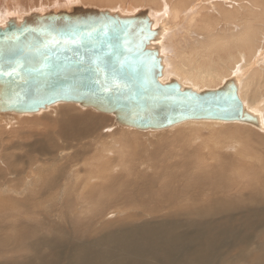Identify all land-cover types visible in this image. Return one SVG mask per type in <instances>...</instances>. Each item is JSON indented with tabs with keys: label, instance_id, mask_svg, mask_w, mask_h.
Segmentation results:
<instances>
[{
	"label": "bare ground",
	"instance_id": "obj_1",
	"mask_svg": "<svg viewBox=\"0 0 264 264\" xmlns=\"http://www.w3.org/2000/svg\"><path fill=\"white\" fill-rule=\"evenodd\" d=\"M67 1L63 3L66 9L80 2ZM161 3L156 1L152 13L149 8L156 24L166 19L160 42L165 65L161 82L173 77L202 91L235 77L240 98L259 116V130L264 132V4L257 0L252 5L231 0H171L161 8ZM127 4L118 9L127 11L134 5ZM12 8L0 16V24L26 13L22 4ZM58 104L53 106L60 108L62 117L39 123L53 124L55 129L32 133L34 142L25 145L27 152L50 159L36 172L22 173L20 191L0 177V264H264V191L252 187L259 176L246 170V143L235 134L213 132L211 141L201 135L209 126L215 130L232 123L256 130L254 126L189 120L183 122L190 124L188 129L169 127L167 132L176 136L157 135L158 130H153L144 137L129 127L109 133L104 117L75 111L77 106L71 103ZM9 117L0 116V121ZM91 134L93 139L79 143ZM84 149L95 152L88 163L80 158ZM214 149L235 155L229 174L221 170L223 150L218 154ZM66 150H72V155L60 157ZM219 159L223 164L215 165ZM47 164L57 172L47 176ZM222 171L227 187H249L248 202L238 200L242 192L212 194L213 184L200 181L203 174L222 175ZM120 200L127 202L121 205L122 211L107 214L108 221H102L98 208L118 206ZM125 207L133 209L126 214Z\"/></svg>",
	"mask_w": 264,
	"mask_h": 264
},
{
	"label": "water",
	"instance_id": "obj_2",
	"mask_svg": "<svg viewBox=\"0 0 264 264\" xmlns=\"http://www.w3.org/2000/svg\"><path fill=\"white\" fill-rule=\"evenodd\" d=\"M18 19L0 24V116L77 103L140 131L189 120L261 129L259 116L240 98L235 77L202 91L173 77L161 82L166 19L156 24L148 8L127 14L73 5ZM73 28L79 30L76 43Z\"/></svg>",
	"mask_w": 264,
	"mask_h": 264
},
{
	"label": "rangeland",
	"instance_id": "obj_3",
	"mask_svg": "<svg viewBox=\"0 0 264 264\" xmlns=\"http://www.w3.org/2000/svg\"><path fill=\"white\" fill-rule=\"evenodd\" d=\"M55 1L56 0H54V2ZM66 1L67 0H58L57 1L58 3L55 2L57 4H53L54 3L53 0H0V16L1 17L5 16L4 13L8 12V8L15 7L18 4H20V5L22 4V6L24 7L22 10H25L26 13L23 14V16H25V15L31 13V12H41V13L43 12L44 13V11L47 12V11L52 10V9H54V10L66 9L67 5L66 6L64 5V4H68V1L67 2ZM156 1H159V3L162 2L160 4V6L162 8V6L165 5V4L170 5V1L171 0H131V1L130 0H126V1L125 0H113V1L112 0H109V1L108 0H80V2H73L71 4V6H73V5H81V6L92 7V8H97V9H109V10L111 9V10H115V9H118V8H122V5H124V4L126 5L128 3L127 5H129V6H132L134 4L133 7L130 8V9H127V11L126 10H122V9H118V10H122L123 13L129 14V13H134L138 9H144V8H148L149 9L150 8V10H152L151 11V13H152L153 12V7H154V4H156ZM163 1H164V3H163ZM177 1H183V0H177ZM189 1H192V0H189ZM231 1H233L235 3L246 2V3H243V4L252 5L254 0H231ZM257 1L259 3H261V5L264 4L263 3L264 0H257ZM59 3H61V4H59ZM29 4H34L36 6L40 5V7H37V8L30 7V6H28ZM116 5H118L120 7H117ZM58 6H61V7H58ZM6 10H7V12H6ZM12 11H13V8H12ZM128 11H129V13H128ZM66 104L69 105L70 103H66ZM54 106H57V105H54ZM54 106L48 108L45 111H41L39 113H30V114H25V115L12 114L11 117L6 119V122L8 121L7 123L4 122L5 120L4 121H0V171H2V170L5 171V175L4 176L0 175V177H4L5 182H8L7 186L8 187H12L11 189H15L17 187L15 190H17V191L22 190L23 187H21V186L24 184L22 182V180H23V176H21V175H23L22 173H24L26 170H30V169L32 171L36 172V170L38 168L42 167L41 163L48 161L47 158L50 159V156H44V155H42L40 153H37V152H35V153L27 152L28 150H27V147L25 145L28 144V143L34 142V139L31 136L32 133L33 134H37V133L39 134V133H42L44 131L45 132H51L52 130L55 129V128L52 127L53 124H49V125H44L43 124L44 128H43L42 124H39V123H46L48 117H53V118H56V119L62 117V116L59 117L60 114H58L60 108H54ZM71 106H77V107H75V109H76L75 111H78V110L79 111H86L87 110L86 112H88L90 114L98 115V116H101V117H104L105 119H107L108 122H107L106 126H109V128H110V130L108 131L109 133H113L111 131V129H115V131H116V129L123 130V129H127L128 128V127L125 128L124 126H120V125L116 124L115 117L113 115H111V114L96 112L95 110H93L91 108H83V107L79 106L78 104H75V105L73 104L72 105V103H71ZM57 107H59V106H57ZM44 112L45 113L48 112V114H43ZM47 115H50V116H47ZM57 115H58V117H56ZM2 116L5 117V115H2ZM196 121H201V120H196ZM178 125H184V123L177 124L176 126H178ZM188 125H190V124H185L183 127H187ZM219 126L216 127L215 130H214V128H213V130L210 129L211 128L210 126L207 127L206 129L203 128L202 131H201L202 139H204L205 141H207V139H208V141H211L210 139H211V137H212V135L214 133H224L225 135H227V134L228 135H234L235 134L234 135L235 137H238L241 141L243 140L242 141L243 145H244V143H246V145H244V149H243L244 155L247 157V160H250L252 162V163H247V160H246V162H245L246 163L245 164L246 170H248L249 172L251 171L252 173L256 174L257 176H259V179H260V180L258 179L256 181H254L255 184H253L252 187H254V189H256V188L261 189L262 188V190L264 191V134H263L264 132L259 130V129H257V128H255L256 130H253V129L252 130H247L245 127L235 126V124H232V123H228L227 126H220V127ZM50 127H52V128H50ZM173 127H175V126H173ZM171 128L158 130L157 135H160V134H163V133L166 132L167 134L170 133L171 136H176L174 133L172 134V132H167V131H171V130H169ZM186 129H188V127ZM241 129H242V131H241ZM130 130L136 131L137 133L136 132L135 133L137 135H139V136L145 134V135H143L144 137L149 135V134L146 135V133H149V132L153 131V130L140 131V130H136V129H133V128H130ZM155 131H157V130H155ZM155 131H153V132H155ZM261 132H263V133H261ZM99 133L102 135V132H99ZM23 135H25V136H23ZM242 136L244 138H246V139H243ZM29 137L32 138V139H30ZM83 137L84 138H81L79 143H85V138L93 139L95 137V135L91 134L90 136H83ZM12 139H14V140H12ZM156 139H154V140H156ZM164 140L166 141L167 138H164ZM244 140H246V141H244ZM7 141L10 142V143H8ZM199 143H201V142H199ZM7 144H8V146H7ZM74 144H76V143L72 142V145H74ZM13 145L14 146L16 145L18 147H13ZM199 145H201V144H199ZM61 146L63 148H65V149H67V146H64L63 143H61ZM1 147H3V149H1ZM13 148H14V150H13ZM222 150L223 149H218V150L214 149V153H218L219 154L220 152H222ZM5 152H6V154H5ZM62 153H63V155L62 154L59 155L60 157L64 158L66 156V158H68L69 156L72 155L71 154L72 150H66V151H64ZM81 153L83 155V156L80 157L81 159H88V160H86L87 162L85 161V163H88L89 159L92 157V155L95 154V152H90V150H88V149L81 150ZM69 154H71V155H69ZM9 156H11L13 158L9 159V160L6 158L7 160H4L5 157H9ZM14 156L17 157V159H18L17 161H16V157H14ZM234 156L235 155L232 156V153H228L227 151L223 150V157L224 158L222 157V159L225 160V165H224V168H221V170L226 169L224 171H228V174L230 173V168L232 169V165L234 164L233 162H236V159L234 158ZM60 157L58 159H60ZM236 157L239 158L238 156H236ZM24 158H26V159H24ZM37 159L39 160V162L41 160L42 161L39 163V162H37ZM1 160H2V162H1ZM25 160H26V162L24 163ZM31 160H33L35 163L33 161H31ZM30 161L33 162V164ZM53 161H54V159L50 160L51 163ZM64 161L65 160H60L59 162H61L63 164ZM36 162L38 164H36ZM220 162H221V160L219 159L218 161L215 160L213 163H215V165H216V164H220ZM43 166H44V164H43ZM47 168H48L47 176H50L51 174H53V172L54 173L57 172V170H53V169H56V167L54 165L51 166V165L47 164ZM10 172H11V174L8 175L7 173H10ZM216 172H218V170H216ZM219 174H213V172H211L210 174H203L201 179H200V177H199V179L203 183L209 182V183H211V185L213 184L214 188H213V193L212 194H220V192L225 193V192L228 191L229 196H233L235 194H238L239 192H242V193H240V195H238V197H237L238 200H242V201L248 202L247 193L249 191H251V190H249V187H246L244 189H241L238 185L236 187H232L231 186L232 188L231 187H227L228 184L224 181V176H226V173H223V171H222V175H219ZM219 179H221L224 182H221V181L219 182L218 181ZM231 189H233V190H231ZM30 190H33V188H31ZM115 193H117V192H115ZM121 205H127V202L123 201V200H120V203L118 204V206L117 205H110V207L109 206L108 207L104 206V207L98 208L99 209V213L101 215V220L102 221L103 220L104 221H108V219L105 218V216L107 214H110V213H113V212H117V211H119V212L122 211L121 209H123V208L121 207ZM44 209H46V206L41 207V210H44ZM124 209H125V213L127 214V212L131 211L133 208H126L125 207ZM96 213L98 214V210H96ZM122 215H125V214H122ZM121 216H119V217H121Z\"/></svg>",
	"mask_w": 264,
	"mask_h": 264
},
{
	"label": "snow or ice",
	"instance_id": "obj_4",
	"mask_svg": "<svg viewBox=\"0 0 264 264\" xmlns=\"http://www.w3.org/2000/svg\"><path fill=\"white\" fill-rule=\"evenodd\" d=\"M90 34H91V33H89V35H90ZM71 35H72V37H73L72 42H73V43H76L75 37L79 35V30H78V28H73V29L71 30ZM6 74H7L8 76H11V75H12V72H11V71H8Z\"/></svg>",
	"mask_w": 264,
	"mask_h": 264
}]
</instances>
